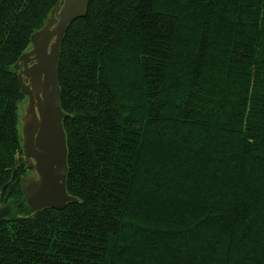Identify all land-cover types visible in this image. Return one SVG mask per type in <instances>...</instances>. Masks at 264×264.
<instances>
[{"label":"trees","instance_id":"trees-1","mask_svg":"<svg viewBox=\"0 0 264 264\" xmlns=\"http://www.w3.org/2000/svg\"><path fill=\"white\" fill-rule=\"evenodd\" d=\"M57 1L0 0V264H264V0H89L58 62L76 201L32 213L13 65Z\"/></svg>","mask_w":264,"mask_h":264},{"label":"water","instance_id":"water-1","mask_svg":"<svg viewBox=\"0 0 264 264\" xmlns=\"http://www.w3.org/2000/svg\"><path fill=\"white\" fill-rule=\"evenodd\" d=\"M88 3L58 0L44 26L31 35L30 48L13 65L20 92L27 99L20 119L21 158L31 175L21 178V189L32 213L62 210L76 201L66 191L67 146L62 121L67 114L60 107L58 62L68 25L86 15Z\"/></svg>","mask_w":264,"mask_h":264},{"label":"rangeland","instance_id":"rangeland-1","mask_svg":"<svg viewBox=\"0 0 264 264\" xmlns=\"http://www.w3.org/2000/svg\"><path fill=\"white\" fill-rule=\"evenodd\" d=\"M30 48V46L27 48V50ZM26 50V51H27ZM27 104V99L26 97H24L18 104V116H19V122H20V119L22 117V115L24 114V106ZM20 126H21V123H20ZM23 160V159H22ZM28 173V172H27ZM29 175V173L27 174ZM16 206V205H15Z\"/></svg>","mask_w":264,"mask_h":264},{"label":"flooded vegetation","instance_id":"flooded-vegetation-1","mask_svg":"<svg viewBox=\"0 0 264 264\" xmlns=\"http://www.w3.org/2000/svg\"><path fill=\"white\" fill-rule=\"evenodd\" d=\"M26 171L29 173V175H26L25 177H29L31 174H30V170L29 169H26ZM27 173V174H28Z\"/></svg>","mask_w":264,"mask_h":264}]
</instances>
